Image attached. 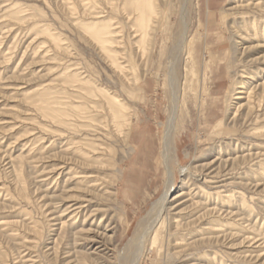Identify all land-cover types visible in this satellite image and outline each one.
<instances>
[{
    "label": "rangeland",
    "instance_id": "rangeland-1",
    "mask_svg": "<svg viewBox=\"0 0 264 264\" xmlns=\"http://www.w3.org/2000/svg\"><path fill=\"white\" fill-rule=\"evenodd\" d=\"M9 1L0 0V25L9 21L6 11L11 2L35 6V13L31 10L20 16L25 20L34 18L37 25L54 28L69 53L53 48V43L34 29L33 22L16 21L10 33L2 32L0 26V187L6 186L0 192V264H100L108 260L111 264H130L133 248L129 245L144 231L145 218L164 193L160 152L162 125L166 123L169 107L166 73L168 56L177 45L182 29L181 0L169 3L164 33L160 34L147 72L149 81L139 93V96L142 94L140 102L126 95L114 71L105 64L88 35L75 24L78 16L67 9L68 0ZM81 1L73 0L80 15L85 10ZM243 1L191 0L188 23L193 59L183 56L179 67L180 84L189 110L184 111L185 119L175 136L171 160L173 169L187 167L189 171L183 177H176L175 189L169 195L165 215L171 220L169 231L160 226L156 239L154 235L146 239L139 264H264V107H257L255 103L256 97L264 95V35L254 37L251 29L245 34L247 30L241 24L242 19L250 21L253 17L264 20V0L259 1L262 8L246 7ZM122 2L107 0L109 15L103 19L116 18L124 23L123 14L109 9L111 3L118 7ZM88 7L85 16L78 18L86 23L93 21V7ZM38 10L42 14H38ZM109 22L114 24L113 20ZM123 40L131 53L130 34L126 29ZM7 49L12 54L9 61L4 60L2 53ZM72 63L79 64L74 68L80 67L111 92H120L136 111L134 121L138 123L139 133L131 151L123 152L117 139L109 141L116 149L113 156L118 182L111 188L116 193L115 202L95 197L92 189L85 190L76 182L66 184L69 177L66 172L60 177L56 171L44 175L53 165H57L56 170L68 171L67 167L74 166L93 174V165L87 168L76 156L65 155L63 140L45 136V147L53 140L57 146L44 157L32 158L28 154L29 142L39 130L31 120L36 110L24 94L56 80L61 70ZM195 69L199 78L192 75ZM139 70L136 68V78L140 77V67ZM204 80L206 89L202 91ZM248 87L252 89L250 99L238 93ZM238 96L245 99H237ZM202 99L205 109L200 107ZM249 104H253V110ZM242 105L234 118L235 109ZM222 113L227 130L212 140L210 134ZM38 121H41L39 116ZM14 124L15 127L11 126ZM34 127L37 130H33ZM41 143L39 141L38 145ZM133 149L141 157L132 164ZM250 155L253 157L249 163L241 159ZM127 169L130 170L126 176L128 181L121 186L119 181ZM204 172L216 183H204ZM217 172L219 175L213 179ZM19 175L23 177L26 190L22 189ZM57 177L56 188L53 180ZM108 181L103 180L106 184ZM199 187H204L205 191L201 192ZM216 191L220 192V197H206ZM234 191L241 195H234ZM69 192L83 194L85 198L81 200H87L90 209L79 219L80 223L60 230L61 220L70 218L64 213L66 206L63 207L70 200L67 199ZM181 192L185 194L172 201ZM227 194L231 195L228 200ZM93 208L106 213L103 228L94 225L98 224L102 213L93 220ZM214 209H220V214L214 216ZM45 212L56 220L52 221ZM203 213L206 217L199 222L196 218ZM176 222L183 228L179 226L177 231ZM194 222H198L197 225L193 226ZM34 223L38 224L37 229ZM38 230L41 235L35 233ZM103 234L113 242H106ZM93 236L96 245H93ZM101 244L106 246L96 249ZM105 247L108 250L101 251Z\"/></svg>",
    "mask_w": 264,
    "mask_h": 264
},
{
    "label": "bare ground",
    "instance_id": "bare-ground-1",
    "mask_svg": "<svg viewBox=\"0 0 264 264\" xmlns=\"http://www.w3.org/2000/svg\"><path fill=\"white\" fill-rule=\"evenodd\" d=\"M170 1L171 0H123L118 7L111 3L109 8L110 11H119L125 18L124 23L116 18H110L109 20H113L114 24H111L109 20L106 21L103 19L109 15V13L107 14L108 11H106L107 0L81 1V6L85 8L82 14L83 17L88 11V6L93 7V21L89 23L78 19L79 16L82 15H80L79 7L75 6L76 4H74L73 0H68L69 4H66L69 12H71L72 15L78 16L74 21L75 24L80 26L85 34L88 35L91 42L99 51L105 64L114 71L122 89L126 90V95L134 102L142 101V94L139 96V93L149 81L148 77L150 74L147 72H149V67L156 54L160 34L164 33ZM254 1L255 0H244V3L242 4H246L244 5L246 7H263L259 2L260 0H257L258 3H255ZM190 4L191 0H181L180 22L182 29L181 31L179 30L181 33L177 39V45H173L175 47L174 49L172 48L173 50L168 56L167 63L166 84L168 87L169 107L166 123L164 126L162 125L163 136L160 152L162 160L161 164L164 170V193L162 198L153 206L145 218L143 227L144 231L129 245L130 249L133 248L130 264H139L144 253L146 239L151 235H154V239H156L158 237L160 226L169 231L170 227H168V225L171 223V220L165 216L169 205L168 198L175 189L176 177H183L185 174L187 175L189 171V168L187 167H182L178 170L173 169L171 167V160L174 156L175 136L180 132L181 124L184 122V111L187 109L189 110L185 99V93H183V85L180 84L179 67H181L183 56L186 55L189 60L193 59L192 39L189 37L188 23ZM31 10L35 13V6L30 7L11 2L6 11V17L9 21L0 25L2 32H12L13 28H15L14 26H16V21L21 22L24 20L28 23L33 22L35 25L34 29L37 32L44 34L45 38L53 43V48H56L60 53L68 54L69 49L66 48L61 35L56 32L54 28H50L46 24L37 25V22L33 20L34 18L31 20H25L20 16L21 13L27 14L31 12ZM38 14H42V11L38 10ZM28 16H35V14H29ZM241 24H243V27L247 30L245 34H248V31L251 29L254 32V37H257L260 33L264 35V20L261 21L256 17H253L250 21L242 19ZM125 29L130 34V46L133 49L131 53L127 51L123 40ZM15 38L17 37L15 36L14 39ZM43 44H45V42ZM2 53L4 55V60L9 61L12 55L11 52L7 49ZM134 63L135 65L133 66ZM137 63L139 65H137ZM76 65L79 66L77 63L68 65L61 70L56 80L39 86L29 94H24L26 99L36 110L33 111L35 114L31 120L37 125L36 128L39 130V133L33 134L35 137L29 142L30 150L28 154L31 155L32 158H37L39 155L44 157L57 146L55 143L56 140H53L50 142L49 146L45 147V145H43L46 140L45 136H49L50 139L58 138L59 140H63L64 142L61 141V143L63 144V147H65L63 150L65 155L76 156L87 168H90L91 165H93V174L89 175V173L84 170H79L74 166L67 167L66 170L68 169V171H62L63 168L56 170L55 168L57 165H53L51 166V169H49L50 171L44 175L48 176L56 171V175L60 177L66 172V175L69 176L68 180L65 181L66 184L69 182H76L77 186H83L85 190H89L88 188L92 189L95 197H103L110 202H115L116 193L113 192L111 188L113 187V184L118 182L116 180L117 164L113 156L116 153V149L111 143H109V141L117 139L124 149L123 152L125 150L131 151L132 147H134L137 142V134L139 133L138 123H135L134 121L136 118V111L124 100V98H122L120 92H111L105 87V85L101 84L90 75L85 74L80 67L74 68L77 67ZM135 66L139 72V67L141 68L139 78H136L135 76ZM159 71L160 70H158V73L155 75L157 81L158 76H160ZM192 75L199 78L196 69L193 71ZM0 80H2V77H0ZM139 80L141 82L138 84L137 81ZM205 89L206 82L204 80L202 81L201 90L203 91ZM238 93L246 95L247 98L250 99L252 89L248 87L246 88V91ZM237 99L245 98L243 96H238ZM255 103L257 104V107H264V95L261 98L256 97ZM205 106V100L202 99L200 107L205 109ZM249 106L251 110L253 104H249ZM241 107H243V105L237 109L234 107V118L240 112ZM38 116L41 118V121H38ZM223 117L224 113L219 115V119L210 134L212 140L221 137L227 130L225 118ZM11 126L15 127V124ZM55 127L58 129H55ZM36 128L34 127L33 130H37ZM61 129H64L65 131ZM90 133L93 134V137L89 135ZM36 135L39 136L36 137ZM39 141H42L40 145H38ZM47 141H49V139ZM133 150H135V154L131 159L132 164L133 162H137L141 157L136 149ZM92 153L93 156L91 155ZM252 157L253 156L250 155L249 157L241 159L244 162L249 163V160ZM45 170L46 167L43 168V173ZM105 171H110L111 173L106 174ZM129 171V169L124 171L123 179L119 181L121 186H125L128 181L126 176ZM218 175L219 172L215 173L213 179ZM54 177L55 175H53L51 179ZM58 177L53 180L56 188L58 185ZM202 178L204 183H216L212 182L210 175H205V172ZM18 179L23 183L22 189L26 190L22 175H19ZM107 179L109 180L108 184L103 182V180ZM5 187V184H3L0 187V192ZM117 189V194H120V189ZM199 190L203 192L205 191V188L199 187ZM69 193L71 194H69L67 199L70 200H68V204H64L63 207L66 206V208H64V213L65 215H70V218L68 221L61 220L62 225L60 230H63L64 227H72L80 223L79 219L85 217L90 209L89 205H86L87 200H81V198H85L83 194ZM184 194V192L179 193L172 199V201L182 197ZM215 195L220 197V192L216 191L215 194L209 193L206 197L211 198V196L214 197ZM234 195H241V193L234 191ZM225 198L228 200L231 198V195L227 194ZM214 210L215 211L212 210V214H215L214 216L220 214V209ZM207 211L210 210L207 209ZM47 212H45L46 215L51 219V216L53 215L51 214L50 216L48 213L52 211ZM99 213H102V217L97 220L98 224L94 225L97 228H103L104 223L106 222V213L103 214L100 210L93 208V220ZM206 214L209 215V212ZM206 214H200L196 219L199 221L205 218ZM51 220L55 221L56 219L52 218ZM210 221L211 220H209V222ZM69 222H71V224H69ZM176 223L177 227L175 228L177 230L180 225L178 222ZM197 223L198 222H194L193 226L197 225ZM1 225H3V223ZM34 227L37 229L38 224L34 223ZM182 228L183 226H180V229ZM35 233L41 235L39 230ZM103 236L105 237L106 242H113L111 237L109 238L105 234H103ZM68 238H71V236H68ZM248 238L250 240L254 239L251 237ZM96 244L97 240L95 239V236H93V245ZM103 246L106 245L101 244L100 247H97L96 249H101ZM189 246V244L186 245L185 249ZM58 249H60V247ZM177 249H179V247ZM106 250H108V247H105V249L101 251ZM56 251L59 252V250ZM67 254H69V252H67ZM117 260L118 258H116V261ZM109 263L111 264L110 260L104 261L100 264Z\"/></svg>",
    "mask_w": 264,
    "mask_h": 264
}]
</instances>
